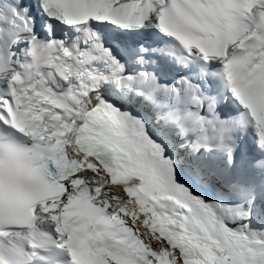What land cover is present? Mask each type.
<instances>
[{
    "label": "snow or ice",
    "instance_id": "1",
    "mask_svg": "<svg viewBox=\"0 0 264 264\" xmlns=\"http://www.w3.org/2000/svg\"><path fill=\"white\" fill-rule=\"evenodd\" d=\"M0 264H264V0H0Z\"/></svg>",
    "mask_w": 264,
    "mask_h": 264
}]
</instances>
